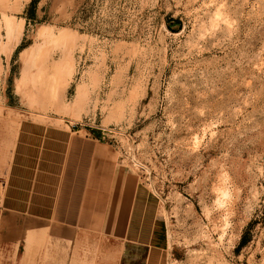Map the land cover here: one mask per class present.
Masks as SVG:
<instances>
[{
  "label": "rangeland",
  "instance_id": "obj_1",
  "mask_svg": "<svg viewBox=\"0 0 264 264\" xmlns=\"http://www.w3.org/2000/svg\"><path fill=\"white\" fill-rule=\"evenodd\" d=\"M22 118L107 153L159 264H264V0H0V162ZM45 224L3 216L0 264L110 260L104 234L52 245Z\"/></svg>",
  "mask_w": 264,
  "mask_h": 264
},
{
  "label": "crops",
  "instance_id": "obj_2",
  "mask_svg": "<svg viewBox=\"0 0 264 264\" xmlns=\"http://www.w3.org/2000/svg\"><path fill=\"white\" fill-rule=\"evenodd\" d=\"M85 132L31 118H22L14 125L9 150L0 162L2 217L23 216L46 223L45 229L29 231L39 232L42 239L50 238L52 245L54 240L65 238L66 232L104 234L101 236L112 239L113 246L106 254L117 252L116 264L125 263L127 258L133 261L127 251L139 248L145 250L143 264H159L155 257L165 242L160 240L156 216L137 215L135 192L129 202L126 197L121 200L126 189L123 191L119 183L113 190V182L118 181H113L109 171L113 163L106 160L107 153L97 157L102 149L90 144ZM112 190L120 196L108 197L106 204L103 195ZM98 194L102 195L97 198ZM57 245L47 248V264H62ZM43 255L41 248L40 257ZM87 256L93 257L92 249Z\"/></svg>",
  "mask_w": 264,
  "mask_h": 264
},
{
  "label": "bare ground",
  "instance_id": "obj_3",
  "mask_svg": "<svg viewBox=\"0 0 264 264\" xmlns=\"http://www.w3.org/2000/svg\"><path fill=\"white\" fill-rule=\"evenodd\" d=\"M226 194V193H225ZM226 196V195H225ZM152 257V256H151ZM117 261V252L116 254L113 253L112 255H110V260L108 261L107 264H116ZM151 262V261H150ZM103 264V263H102ZM105 264V263H104Z\"/></svg>",
  "mask_w": 264,
  "mask_h": 264
},
{
  "label": "built area",
  "instance_id": "obj_4",
  "mask_svg": "<svg viewBox=\"0 0 264 264\" xmlns=\"http://www.w3.org/2000/svg\"><path fill=\"white\" fill-rule=\"evenodd\" d=\"M2 213H3V208H2V205H1V202H0V221H1Z\"/></svg>",
  "mask_w": 264,
  "mask_h": 264
}]
</instances>
